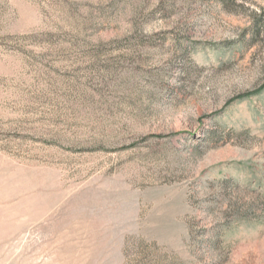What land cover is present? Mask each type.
Returning a JSON list of instances; mask_svg holds the SVG:
<instances>
[{"label":"rangeland","instance_id":"374dc122","mask_svg":"<svg viewBox=\"0 0 264 264\" xmlns=\"http://www.w3.org/2000/svg\"><path fill=\"white\" fill-rule=\"evenodd\" d=\"M0 264H264V0H0Z\"/></svg>","mask_w":264,"mask_h":264}]
</instances>
